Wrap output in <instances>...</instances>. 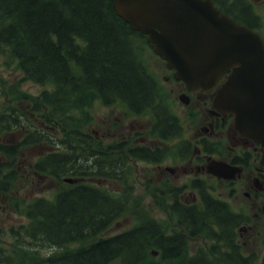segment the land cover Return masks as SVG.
<instances>
[{"label":"trees","instance_id":"trees-1","mask_svg":"<svg viewBox=\"0 0 264 264\" xmlns=\"http://www.w3.org/2000/svg\"><path fill=\"white\" fill-rule=\"evenodd\" d=\"M214 1L238 20L248 23L247 18L254 16L249 0ZM138 35L143 36L117 14L112 0H0V52L6 62L15 63L25 80L53 87L35 96L30 109L0 107V138L3 130L24 129L28 130L24 144L52 139L43 128L29 125L32 114L38 120L54 119L67 130L61 141L65 149L44 154L35 165L38 172L62 179L63 186L52 199L40 197L28 203L25 213L30 223L21 226L13 252L0 246V264H147L151 247L159 246L170 257L185 252L187 239L177 233L167 236L138 198L118 196L84 181L93 176L125 179L132 166L123 155L100 154L80 130L82 121L70 113L86 103L121 101L135 113L151 111L164 132L180 130L156 78L138 54L134 44ZM87 147L92 150L85 151ZM144 151L139 146L129 148L138 159L145 158ZM17 152L16 145L0 140L1 154L15 157ZM64 177L83 180L65 183ZM6 184L0 182V189L7 190ZM129 211L137 223L105 236ZM184 211L185 216L177 214L190 227L191 236L204 232L215 244L174 264H257L255 254L242 253L233 232L238 217L225 203L207 197L204 209ZM228 241L230 248L222 249V242ZM55 248L62 251L42 253Z\"/></svg>","mask_w":264,"mask_h":264},{"label":"rangeland","instance_id":"rangeland-1","mask_svg":"<svg viewBox=\"0 0 264 264\" xmlns=\"http://www.w3.org/2000/svg\"><path fill=\"white\" fill-rule=\"evenodd\" d=\"M256 11L260 14L264 27V4L258 6ZM134 44L140 58L157 79L159 89L164 93L168 102V107L184 122L186 131L196 129L200 118L190 114L194 104L191 103L187 106L180 101L181 88L176 85L174 79L167 78L168 71L165 68L163 59L155 54L153 47L146 42L144 37L134 36ZM48 88H51V86L25 80L21 71L16 68V64L7 63L0 52V91L2 93L0 105L8 104L27 109L34 101V97ZM71 114L82 121L80 130L89 135V138L94 142L93 147L97 146L96 148L103 152L108 151L110 154L124 155L125 157H127L125 147H128L131 143L135 144V140L142 137V135L136 134L135 130L149 129L153 122L149 113L134 116L120 103L104 105L98 99L86 103L83 107L72 111ZM37 118V115L32 114L27 122L31 126L35 124L43 128L45 133L52 139L41 138L40 141L24 144L22 138L28 133V130L13 131L15 129H11L1 132L3 134L1 139H4L7 144L13 143L18 149L15 157H8L6 154L0 153V182L4 183L6 181L7 183V190L0 189V246L10 252H13L18 245L12 237L14 234L16 235L17 231L11 228L14 225L21 227V224L26 226L30 223L25 215L27 204L39 197L52 199L63 186L62 179L38 172L35 163L47 152L58 150V148L65 149V141L64 143L61 141L67 138V130H62L59 123L54 119L38 120ZM55 125L58 126L57 130H55L56 127L54 128ZM91 148L87 147L85 151H90ZM169 164L177 165L178 163H164L163 167ZM130 171V175L125 180L95 176L87 179V181L107 188L118 196L126 193L135 196L150 211L152 217L163 223L166 230L178 229L176 219L168 209L170 197L160 189L164 187L165 183L182 185L184 182H188L191 178L186 175L187 173L185 174L180 169L174 175L167 170H163V168L161 171L158 163L142 161L133 163ZM206 180L211 184L212 191L217 196H223V199L227 200L236 211L242 212L245 218L250 216L252 222L258 220L254 215L255 210L252 209L249 203L245 202L246 199L243 194L245 189L242 188V181L234 185L235 190L232 192L231 186L227 187L220 180L213 177H206ZM258 212L261 213V211ZM260 216L262 217L259 225L261 233L257 234L255 238H249V233L240 231L242 224L237 230L235 229V232L238 234L245 251H255L259 253V256H262L264 254V216ZM136 223L137 219L129 211L113 223L104 235L116 234ZM210 245L211 242L200 236L190 239L188 248L189 252L193 253L194 250L201 247L210 250ZM60 251L62 249L58 248L42 250V253L48 254ZM152 259L147 257L144 262L148 264H167V262L161 261L160 258ZM114 264L122 263L115 261Z\"/></svg>","mask_w":264,"mask_h":264},{"label":"water","instance_id":"water-1","mask_svg":"<svg viewBox=\"0 0 264 264\" xmlns=\"http://www.w3.org/2000/svg\"><path fill=\"white\" fill-rule=\"evenodd\" d=\"M112 1L190 90H211L230 72L215 102L234 116L244 135L264 142V40L258 33L220 11L212 0ZM210 171L232 177L237 168L215 163Z\"/></svg>","mask_w":264,"mask_h":264},{"label":"flooded vegetation","instance_id":"flooded-vegetation-1","mask_svg":"<svg viewBox=\"0 0 264 264\" xmlns=\"http://www.w3.org/2000/svg\"><path fill=\"white\" fill-rule=\"evenodd\" d=\"M258 32L264 38V28L260 27ZM170 72L173 76V72ZM224 79L220 81V84ZM175 83L182 91H187L183 82L175 80ZM217 87L207 92L187 91L190 102L194 103L192 115L200 118L199 124L193 131H158L152 134L153 137L146 133V129H137L136 132L146 137L142 138L141 141L144 145L152 148H162L161 143L165 139L170 140L169 146L173 145L178 148L177 155L170 156L169 162H166L167 155H161L155 160H151L150 163H180L177 167H167L166 169L175 175L180 169L185 174L187 173V176L196 181L197 188L194 190H201L199 185L206 181V177H213L222 181L227 187L231 186L232 192L235 190L234 185L242 181V188L245 189L243 193L245 202L249 203L255 210L254 215L258 220L252 222L249 216L243 221L244 225L240 230L249 233V238H254L261 233L259 225L262 217L260 215L264 216V143L241 134L235 128L232 116L221 108L215 107L214 100ZM156 134L158 136H155ZM212 163H228L232 166H239L242 170L236 178L218 177L208 171ZM184 185H187V182L178 186L184 188ZM194 190L188 196L181 195L186 204L195 205L191 203L192 200L194 202L198 199ZM239 215L240 217L244 216L243 213ZM181 232L185 233L182 227ZM182 233L179 234L185 236ZM159 253L154 254V256L170 259L169 255H159Z\"/></svg>","mask_w":264,"mask_h":264}]
</instances>
